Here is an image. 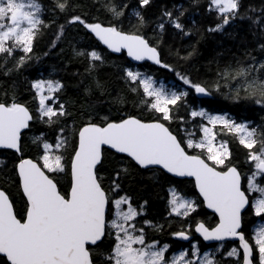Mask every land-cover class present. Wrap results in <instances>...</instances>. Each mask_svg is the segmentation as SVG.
I'll use <instances>...</instances> for the list:
<instances>
[{
	"label": "snow or ice",
	"instance_id": "obj_1",
	"mask_svg": "<svg viewBox=\"0 0 264 264\" xmlns=\"http://www.w3.org/2000/svg\"><path fill=\"white\" fill-rule=\"evenodd\" d=\"M194 3L198 5L199 0ZM151 4L152 0H137L136 7L129 9L127 3L104 0L102 6L109 20L103 24L89 22L86 14H71L78 7L72 0H54L55 10L67 19L65 24H57L50 48L67 39L69 29L79 27L112 53L126 51L133 61H151L175 71L162 62L158 46L166 24L184 36L191 35L181 20L185 10L179 9L175 15L172 10L161 13L154 29L159 39L153 44L142 32L148 23L143 10ZM240 9L241 0H209L208 10L216 13L218 23L207 31L223 32L238 17L243 19ZM126 11L130 15L126 16ZM43 12L39 0H0V74L3 76L19 74L32 59L29 54L33 52L34 41L43 29L51 26L42 18ZM125 19L130 30L123 27ZM252 23L264 32L261 17ZM260 48L264 50V44ZM17 51L23 54L11 59ZM72 51L75 57L87 61L85 74L91 82L84 89L85 95L90 97L96 92L103 95L104 84L95 75L105 64L102 54L75 46ZM250 58L253 62L246 66L237 61L235 68L228 65L218 69L214 90L220 92V81H224L223 87L228 88L226 99L250 100L264 106V61ZM120 71L129 92L139 97L133 106L151 113V118L124 113L111 118L110 114L99 116L88 112L87 120L76 126L74 113L66 107V101H61L64 85L53 78L30 82L33 100H38L35 112L19 102L15 82L10 90L4 91V98L0 99V149L21 154L15 167L18 186L26 200L24 211L18 216L9 194L0 190V264H221L217 253L224 249L223 243L203 252L199 242L192 243L190 249L181 248L166 257L171 245L146 239L145 227L161 231L163 225L147 219L138 224L137 217L144 215L147 201L138 210L130 197L118 195V181L129 174L127 167L117 171L108 189L104 188L101 173L105 154L111 150L126 154L136 166L154 176L162 170L173 178H193L198 197L192 199L176 186L170 187L168 215L187 218L201 205L206 206L218 215V222L210 226L196 221L194 230L203 241L238 240L242 255L237 247H231L226 253L237 258L233 264H264V224L254 225L249 238L243 230L250 214L264 217V125L237 122L224 114H212L202 106L197 108L194 103L189 115L207 121V125L198 126L202 135L197 138L195 131L179 127L174 132L172 111L178 105L188 107L189 91L197 97H211L213 90L179 72L175 75L188 86L185 90H177L175 84L167 87L134 66ZM116 103L123 105L127 99L118 97ZM85 110L82 108L81 115ZM70 119L72 125L68 124ZM179 120L181 124L186 123L183 117ZM33 122L42 123L57 133L54 143L48 142L44 133L32 138V143L42 148V154L35 160L22 154V133ZM217 125L222 126L221 131L236 136L247 150L244 163L249 166L248 172L242 174L232 162L227 141L217 142L214 131ZM70 145L71 153L65 163V152ZM65 177L68 186L62 191L61 181ZM199 197L202 200L197 203ZM172 235L182 241L191 240L190 232L184 228ZM254 250H258V258Z\"/></svg>",
	"mask_w": 264,
	"mask_h": 264
},
{
	"label": "trees",
	"instance_id": "obj_2",
	"mask_svg": "<svg viewBox=\"0 0 264 264\" xmlns=\"http://www.w3.org/2000/svg\"><path fill=\"white\" fill-rule=\"evenodd\" d=\"M39 2L44 7L42 18L51 26L43 29L41 35L34 41L33 52L29 54L32 59L19 74L14 73L9 77L0 74V99L4 98V91L10 90L13 82H15L19 102L25 103L30 110L35 112L38 100H33L34 90L30 88V82L37 78H53L61 81L64 85L61 101H66V107L74 113L76 126L87 120L88 112L98 113L99 116L110 114L111 118H117L121 113L142 116L145 119L151 118V113L143 112L140 108L133 106V101L138 100L139 97H134L121 79L120 69L134 66L127 60L125 54L114 56L105 50L94 37L86 33V30L79 27L69 29L66 32L67 39L58 43L56 48H50L57 24H65L67 16L55 10L54 0H39ZM72 2L78 7L71 14H86V19L89 22L108 23L109 17L102 6L104 0H72ZM116 2L127 3L129 9L135 8L137 5V0H116ZM208 7L209 0H199L198 5L194 3V0H152L151 6L143 10V15L148 23L142 29L146 38H150L151 43L156 44L159 39L154 29L164 10H172L174 15L179 9L185 10L181 20L186 30L191 31V35L184 36L170 25L166 24L165 26L162 43L159 44L158 50L161 53L162 62L171 65L175 71L150 64L138 66L140 71L152 75L158 81L175 84L178 88L187 89L188 86L183 85V82L175 75L176 72L187 75L194 82L203 83L213 90V95L205 99H199L192 91H189L188 107L178 105L172 111L174 119L171 123V129L175 132L178 127L181 130L187 128L190 131H195L197 138L202 135L199 131V124L207 125V122L200 117L192 118L189 115V108L194 103L195 107L202 106L211 113L228 114L237 122L248 121L251 126L264 125V106L256 105L250 100L242 99L239 102H234L231 99H226L225 94L228 92V88L223 87L224 81H220L222 85L220 92L214 90V84L218 79V69L223 70L228 65L235 68L237 61L246 66L253 62L250 57H254L257 62L264 61V50L260 48V45L264 44V32L261 31L259 25L252 23L257 17H261V23L264 24V12L261 11L264 9V0H241L240 11L244 18L238 17L226 26L223 32L207 31L218 23L216 13L210 12ZM249 9L255 11H249ZM128 15L130 13L126 11V16ZM52 21L55 23H51ZM132 22L135 23V21ZM123 27L125 30H130L128 19L124 20ZM72 46L77 49H95L104 57L105 64L95 73L104 84L103 95L99 92L90 97L85 95L84 89L91 82L85 74L87 61L75 57ZM46 52L47 55H45ZM22 54L17 51L11 59ZM8 66H11V60ZM118 97H126L127 103L123 105L116 103ZM82 108L86 109L83 115H81ZM180 117H183L186 123L181 124ZM72 123L73 121L70 119L68 124L72 125ZM221 128L222 126L217 125L214 129L217 132V142L227 141L232 152V162L236 164L242 174L247 172L249 166L244 163L247 150L238 143L236 136L221 131ZM41 133H44V138L48 142L54 143L57 133L42 123L33 122L30 124V129H27L22 137L24 158L35 160L42 154V148H38L32 143V138ZM180 134H183L182 131ZM70 153L71 145L65 152V163L68 162ZM20 155L14 151H0V161H3V164L0 165V190L9 194L18 216L23 213L25 202L21 188L18 186V174L15 167L19 162L18 157ZM104 161L105 167L101 173L104 176V188L108 189L110 181L117 171L127 167L129 174L122 176L118 181L120 185L118 195L130 197L133 207H138V209L147 201L143 208L144 215L137 217L138 224H142L143 220L147 219L155 225H163L161 231H154L145 227L146 238L149 241L172 239V251L177 252L183 242L174 237L172 233L184 228L190 232L191 240L183 246L191 247V244L197 241L201 251L215 247L206 246L194 230L196 221H204L206 225L210 226H215L218 222L216 216L209 213L204 205H201L196 212L187 218L168 215L170 187L176 186L178 190H182V194L196 199L198 193L194 188V181L173 178L163 173L162 170L154 176L152 172L140 169L129 158L111 151L105 154ZM61 183L63 185L61 190H66L68 178L65 177ZM200 200L199 197L197 203ZM261 222H264V217H255L254 213L250 214V218L246 220L243 229L246 238L253 234L252 227L258 226ZM250 243H254V241L250 240ZM224 245L222 252L217 253V259L221 260V264H233L237 258L228 257L226 253L231 247H238V244L227 242Z\"/></svg>",
	"mask_w": 264,
	"mask_h": 264
},
{
	"label": "water",
	"instance_id": "obj_3",
	"mask_svg": "<svg viewBox=\"0 0 264 264\" xmlns=\"http://www.w3.org/2000/svg\"><path fill=\"white\" fill-rule=\"evenodd\" d=\"M95 39V38H94ZM96 40V39H95ZM97 41V40H96ZM105 50H107V51H109L111 54H113L114 56H121V55H123V54H125V56H126V58H127V60L128 61H130V63H132L133 65H135V66H141V65H144V64H150V65H152V66H159V65H155V64H153L151 61H133L130 57H128L127 56V54H126V51H124V52H121V53H112L111 52V50H108L107 48H106V46H104V45H102L99 41H97ZM199 99H205L206 97H198ZM27 131V129L26 130H24V133ZM24 133H22V137H23V134ZM0 151H14V150H11V149H0ZM15 152V151H14ZM111 152H113V153H115V154H117V155H120V156H125L126 157V154H120V153H116L115 152V150H111ZM29 159H31V158H29ZM130 160H131V158H129ZM134 163V162H133ZM168 175H170L171 176V174H168ZM176 179H179V180H191V181H194V179L193 178H176ZM197 190V189H196ZM21 191H22V189H21ZM197 193H198V190H197ZM25 198V200H26V197H24ZM201 198V200H202V197H200ZM205 207V209L209 212V213H211V214H213V215H215L216 216V218L218 219V215L217 214H215L214 212H213V210H211V209H208L206 206H204ZM15 209V208H14ZM197 234V236L203 241V238L200 236V234L199 233H196ZM181 242H184V243H186V242H189V241H182L181 240ZM204 242V244L205 245H207V246H212V245H217V244H219V243H227V242H235V243H237L238 244V247H239V241L238 240H232V239H228V240H225V241H223V242H215V241H212V242H205V241H203ZM239 250H240V252H241V254H242V249H240L239 248ZM254 254H255V250H254ZM254 264H255V262H254Z\"/></svg>",
	"mask_w": 264,
	"mask_h": 264
},
{
	"label": "flooded vegetation",
	"instance_id": "obj_4",
	"mask_svg": "<svg viewBox=\"0 0 264 264\" xmlns=\"http://www.w3.org/2000/svg\"><path fill=\"white\" fill-rule=\"evenodd\" d=\"M228 115V114H227ZM249 171V170H248ZM247 171V172H248ZM137 209H138V207H136ZM139 210V209H138ZM147 239V238H146ZM148 240V239H147ZM149 241V240H148ZM149 242H151V241H149ZM160 242V244H165V243H167V244H169V245H171V247H170V249H169V253H166V257L167 256H169L170 254H172V253H174L173 251H172V239H168V240H166V241H159ZM187 243V242H186ZM194 243H197V241H195ZM183 244H185L184 242L182 243V246H180V248L177 250V252L181 249V248H184V249H189L190 247H188L187 245H184L183 246ZM208 247H211V246H208ZM256 255H257V257H258V250H256V253H255Z\"/></svg>",
	"mask_w": 264,
	"mask_h": 264
},
{
	"label": "rangeland",
	"instance_id": "obj_5",
	"mask_svg": "<svg viewBox=\"0 0 264 264\" xmlns=\"http://www.w3.org/2000/svg\"><path fill=\"white\" fill-rule=\"evenodd\" d=\"M135 66V65H134ZM137 69H138V67L137 66H135ZM139 70V69H138ZM160 83H163V84H165L167 87H171V86H173V84H170V83H168V82H166V81H159ZM186 88H178L177 90H185ZM212 114H219V113H212ZM222 114H224V115H227V114H225V113H222ZM228 116V115H227ZM229 117V116H228ZM233 119V118H232ZM207 122V121H206ZM210 126V125H209ZM218 126H220V125H218ZM56 150L54 149V152H55ZM125 210H126V206H125ZM260 224H264V222H261ZM260 224H258V226L260 225ZM224 247H225V245H224ZM238 248V247H237ZM190 249V248H189ZM214 248H209V249H207L206 251H212ZM238 250H239V248H238ZM203 252V251H202ZM239 252H240V250H239ZM241 253V252H240ZM258 258V257H257Z\"/></svg>",
	"mask_w": 264,
	"mask_h": 264
}]
</instances>
